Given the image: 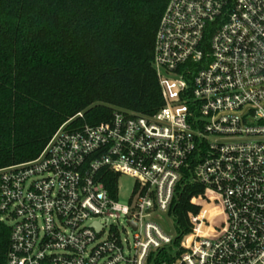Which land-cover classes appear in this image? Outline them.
<instances>
[{
    "label": "built area",
    "instance_id": "2783aa9c",
    "mask_svg": "<svg viewBox=\"0 0 264 264\" xmlns=\"http://www.w3.org/2000/svg\"><path fill=\"white\" fill-rule=\"evenodd\" d=\"M153 65L157 112L72 118L0 169L6 264H264V0H169ZM187 183L204 191L180 236L161 214Z\"/></svg>",
    "mask_w": 264,
    "mask_h": 264
},
{
    "label": "trees",
    "instance_id": "16d2710c",
    "mask_svg": "<svg viewBox=\"0 0 264 264\" xmlns=\"http://www.w3.org/2000/svg\"><path fill=\"white\" fill-rule=\"evenodd\" d=\"M168 2L0 0V169L36 158L72 118L69 125H82L109 119L114 108L157 112L164 101L154 44ZM105 184L113 190L115 174ZM203 191L197 183L178 191L180 236L200 208L191 197ZM10 235L0 210V264Z\"/></svg>",
    "mask_w": 264,
    "mask_h": 264
},
{
    "label": "rangeland",
    "instance_id": "374dc122",
    "mask_svg": "<svg viewBox=\"0 0 264 264\" xmlns=\"http://www.w3.org/2000/svg\"><path fill=\"white\" fill-rule=\"evenodd\" d=\"M134 184H135L134 178L127 176V175H122L120 182H119L121 202L123 203L127 202V199L134 187ZM161 216L163 217V221H165L164 225L165 227H167L168 232L175 234L177 232V229H176L174 220L169 218L165 213L161 214ZM124 223H125V220L121 218L119 220V224L122 226L124 225ZM7 224H10V223L8 222Z\"/></svg>",
    "mask_w": 264,
    "mask_h": 264
}]
</instances>
